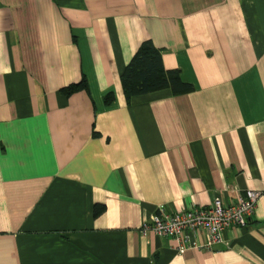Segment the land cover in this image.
Instances as JSON below:
<instances>
[{
  "label": "crops",
  "instance_id": "crops-1",
  "mask_svg": "<svg viewBox=\"0 0 264 264\" xmlns=\"http://www.w3.org/2000/svg\"><path fill=\"white\" fill-rule=\"evenodd\" d=\"M149 40L191 92L127 101ZM250 190L211 251L141 233ZM0 264H264V0H0Z\"/></svg>",
  "mask_w": 264,
  "mask_h": 264
},
{
  "label": "built area",
  "instance_id": "built-area-1",
  "mask_svg": "<svg viewBox=\"0 0 264 264\" xmlns=\"http://www.w3.org/2000/svg\"><path fill=\"white\" fill-rule=\"evenodd\" d=\"M261 196L258 191H248L238 201L225 204L216 198L206 208H195L180 212H167L161 207L152 217V223H145L141 229L143 236L150 231L158 237L173 238L178 242L181 252L187 247H195L201 251H211L225 240V232L233 227H245L257 207ZM205 234L207 242L198 244L192 235Z\"/></svg>",
  "mask_w": 264,
  "mask_h": 264
},
{
  "label": "trees",
  "instance_id": "trees-1",
  "mask_svg": "<svg viewBox=\"0 0 264 264\" xmlns=\"http://www.w3.org/2000/svg\"><path fill=\"white\" fill-rule=\"evenodd\" d=\"M121 81L128 102L134 97L161 90L169 89L173 94L177 95L189 93L193 90L191 85L182 81L179 71L165 68L162 52L150 40L142 43L123 72ZM86 88L87 82L83 80L79 84L64 89L63 93L70 96ZM114 100L113 93L108 94L105 99L108 105H111ZM103 209L102 207H97L95 215H98Z\"/></svg>",
  "mask_w": 264,
  "mask_h": 264
}]
</instances>
